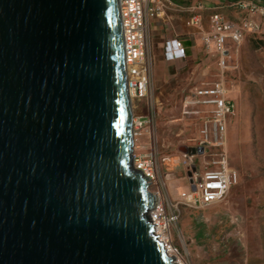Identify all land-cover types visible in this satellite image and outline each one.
Masks as SVG:
<instances>
[{"label": "water", "instance_id": "95a60500", "mask_svg": "<svg viewBox=\"0 0 264 264\" xmlns=\"http://www.w3.org/2000/svg\"><path fill=\"white\" fill-rule=\"evenodd\" d=\"M132 119L119 0H0V264H179Z\"/></svg>", "mask_w": 264, "mask_h": 264}, {"label": "rangeland", "instance_id": "374dc122", "mask_svg": "<svg viewBox=\"0 0 264 264\" xmlns=\"http://www.w3.org/2000/svg\"><path fill=\"white\" fill-rule=\"evenodd\" d=\"M170 14L182 18L186 26L189 15L178 8L152 19L149 97L148 101H133L132 113L146 115L148 103H152L157 167L156 182L149 185V190L162 194L166 183L177 190L173 196L177 199L188 170V161L179 148L192 147L198 138L192 122L181 120L180 100L193 85L214 80L216 64L204 53L201 43L210 12L201 15V28L188 26L194 55L184 60H164V41L174 35L171 20H165ZM260 25L262 32L257 37L228 46L231 58L227 84L236 114L228 128L227 152L239 173V182L211 207L180 206L179 220L169 240L180 264H264V19H260ZM149 143L148 137L137 136L134 152L148 151ZM193 163L198 172L202 170V162L193 159Z\"/></svg>", "mask_w": 264, "mask_h": 264}, {"label": "built area", "instance_id": "2783aa9c", "mask_svg": "<svg viewBox=\"0 0 264 264\" xmlns=\"http://www.w3.org/2000/svg\"><path fill=\"white\" fill-rule=\"evenodd\" d=\"M232 6L241 13L240 18L232 20L225 13L214 11L209 15L208 30L202 33L203 51L215 59V79L193 85L180 100L181 120L192 122L198 132L191 147L193 153L184 154L188 161L187 186L175 200L159 190L153 192L158 197L149 212L154 234L166 253L173 255L178 263L177 250L169 240L179 220L180 206L192 209L211 207L221 202L239 182V173L231 165L227 152L228 127L236 114L231 88L227 84L231 58L228 46L240 43L249 35L257 37L261 34V25L254 17L264 19V5L253 0H238ZM172 8L176 6L171 0H119L126 86L131 104L142 99L148 101L149 97L152 71L150 22ZM201 21V14L195 12L189 17L188 25L201 28ZM163 55L169 61L184 60L186 49L181 40L170 38L163 44ZM148 108V114L132 119L133 166L148 178L151 185L156 182L157 154L153 150L155 113L152 103H148ZM137 136L149 138L148 151L134 152ZM193 159L202 162L201 171L196 170Z\"/></svg>", "mask_w": 264, "mask_h": 264}, {"label": "crops", "instance_id": "0c3cea01", "mask_svg": "<svg viewBox=\"0 0 264 264\" xmlns=\"http://www.w3.org/2000/svg\"><path fill=\"white\" fill-rule=\"evenodd\" d=\"M171 1L176 6V8L186 11L188 13L189 17L191 15H193L195 12L200 13L202 15L204 12H210V14H211L214 11H221V12L225 13L229 19H232V20L238 19L241 16V13L232 6V3L235 1H238V0H171ZM253 1L264 5V0H253ZM192 10H194V13L192 12ZM165 14H166V12L164 14H162L161 17H163V15H165ZM189 17L185 22L187 27L185 26L184 22L182 21V18H180L179 16L170 14L169 16H166V19H165L167 21L169 19L171 20L170 23L172 25L173 34H174L173 37H169L167 39L177 38V39L181 40L183 46L186 49V57L193 56L194 55L193 50L195 48V44L193 42V35H192L191 31H189V29H188ZM254 20L256 22L260 23L259 18L254 17ZM158 34L159 33H157V35ZM247 37H253V36L249 35ZM163 57H164V55H163ZM165 61H169V60H165ZM173 61H177V60H173ZM139 115H142V114H139ZM232 121H233V119H232ZM232 121L230 122V124L232 123ZM230 124H229V127H230ZM183 154H185V153H183ZM186 186H187V179L185 178V180H183V187L179 190V192L181 190L185 189ZM176 191L172 185H169L167 187V185L165 183V191L163 193L164 196L168 195L171 199H174L173 196H174Z\"/></svg>", "mask_w": 264, "mask_h": 264}]
</instances>
